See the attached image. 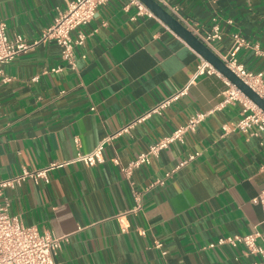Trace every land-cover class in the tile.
Segmentation results:
<instances>
[{
  "label": "crops",
  "instance_id": "obj_1",
  "mask_svg": "<svg viewBox=\"0 0 264 264\" xmlns=\"http://www.w3.org/2000/svg\"><path fill=\"white\" fill-rule=\"evenodd\" d=\"M68 1L0 0V18L9 37L32 40ZM155 1L201 34L217 22V53L230 47L234 31L257 42L262 53L244 47L237 55L246 68L264 73V0ZM79 31L85 39L74 46L73 67L54 41L1 65L9 79L0 77V179L55 163L48 181L26 177L3 191L9 213L39 232L65 237L58 264H264L239 247H206L221 235L254 229L264 245V213L252 202L264 187V147L257 135L230 128L241 104L222 102L225 77H197L185 95L116 134L103 160L88 166L72 160L76 152L91 151L186 85L198 53L155 14H136L128 0L98 5L71 38ZM54 66L60 70L51 71ZM197 111L208 114L183 142L124 172L138 153ZM174 168L163 184L150 185Z\"/></svg>",
  "mask_w": 264,
  "mask_h": 264
},
{
  "label": "built area",
  "instance_id": "obj_2",
  "mask_svg": "<svg viewBox=\"0 0 264 264\" xmlns=\"http://www.w3.org/2000/svg\"><path fill=\"white\" fill-rule=\"evenodd\" d=\"M108 0H70L65 10L54 17L52 23L45 27L40 35L32 40H27L19 34L9 37L6 33L5 22L0 18V77L3 81L9 79L1 70V65L12 60L17 55L33 50L41 43L54 41L60 47V56L70 67L75 64L76 56L74 46L84 42L85 34L81 31L77 33L75 39L70 36V31L77 26L88 23L94 16L98 5L106 3ZM136 7V14L154 16V13L141 0H128ZM177 6L172 5L169 10L177 15ZM181 18V17H180ZM180 21V20H179ZM181 22L188 27L185 19ZM188 25V26H187ZM189 28V27H188ZM205 45L213 50L219 58L230 68L239 78L248 84L259 96L264 98V73L252 71L244 66L238 59V51L242 48L250 47L257 54L262 53L259 44L252 42L239 32L231 33V45L224 53H217L213 48L212 42L221 38L220 26L215 22L209 30L200 33L197 27L189 28ZM51 71H59V66L50 68ZM205 74L222 75L211 63L198 54V62L188 83L182 88L173 92L169 97L160 100L144 111L134 120L123 125L116 132L106 135L99 140L89 152L77 151L72 159L82 162L85 165H93L103 160L102 153L104 147L110 143L111 139L118 133L128 131L137 121H141L152 113H159L171 101L187 93L188 85L197 77ZM35 78V77H33ZM227 88L223 91L222 102L239 101L241 104L240 117L230 125L233 130L241 131L249 135H257L259 142L264 147V111L245 96L234 84L225 78ZM208 114L207 112L197 111L189 116L184 125L176 127L168 135L160 137L149 144L147 149L138 153L124 169L128 174L133 167L141 163H149L150 158L158 155L160 150L167 147L174 141L183 142L184 135L188 131H194L199 123ZM77 140V139H76ZM199 152L188 155L187 159L182 160L179 165H183L187 160L194 159ZM178 165V166H179ZM55 166V163L36 169L22 167L19 173L0 179V196L6 188H13L26 177L34 180L43 178L48 181L47 171ZM175 170L171 169L164 173V178L154 180L150 185L163 184L164 179L169 177ZM252 202L258 204L264 213V187L252 198ZM9 199L2 197L0 200V264H58L55 256L60 249L64 236L53 235L48 232H39L31 225L23 223L18 214H10L8 211ZM143 231L140 230V233ZM259 232L252 230L242 234L221 235L214 241L207 243L206 247L227 245L229 247H239L241 254L254 255L259 257V261L264 263V245L257 243ZM157 246L160 245L158 242ZM165 253V251H162ZM255 262L253 264H256Z\"/></svg>",
  "mask_w": 264,
  "mask_h": 264
},
{
  "label": "water",
  "instance_id": "obj_3",
  "mask_svg": "<svg viewBox=\"0 0 264 264\" xmlns=\"http://www.w3.org/2000/svg\"><path fill=\"white\" fill-rule=\"evenodd\" d=\"M159 19L186 41L198 54L211 63L227 80L234 84L245 96L264 111V98L239 78L219 56L205 45L188 27L168 12L155 0H141Z\"/></svg>",
  "mask_w": 264,
  "mask_h": 264
}]
</instances>
